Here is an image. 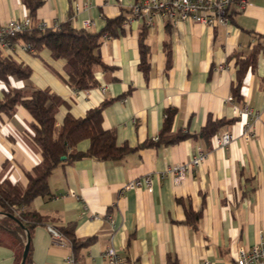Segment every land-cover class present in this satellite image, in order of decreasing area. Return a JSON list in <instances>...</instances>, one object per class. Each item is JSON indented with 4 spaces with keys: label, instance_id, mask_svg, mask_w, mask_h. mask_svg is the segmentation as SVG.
Here are the masks:
<instances>
[{
    "label": "crops",
    "instance_id": "obj_1",
    "mask_svg": "<svg viewBox=\"0 0 264 264\" xmlns=\"http://www.w3.org/2000/svg\"><path fill=\"white\" fill-rule=\"evenodd\" d=\"M40 1L31 13L24 0H0V23L30 16L48 25L70 19L72 27L80 29L89 20L83 29L98 32L106 19L122 16V30L116 37L102 38L96 54L104 67L95 71L97 85L86 90L66 82L64 59L52 57L47 48L25 51L24 42L14 40L13 48L1 55L31 72L26 79L0 80V97L8 87L49 88L64 101L55 116L57 126L67 114L83 117L110 100L102 111L103 127L116 131L118 144L135 149L119 160L83 157L53 169L50 195L34 198L28 208L44 219L29 236L25 233L28 264H71L69 256L77 264H111L104 255L108 246L116 250L119 264H224L236 259L238 247L264 240L263 54L248 68L240 88L242 102L258 115L251 121L255 133L249 140L242 136L249 118L236 117L230 100L234 54L246 55L256 35H264V0H248L244 9L231 3L227 25L215 27L192 21L172 24L161 16H155L150 27L141 18L125 22L136 0ZM141 37L148 51L147 76L140 67ZM167 110L174 111L171 130L189 137L153 143ZM209 119L232 120L217 132L233 135L227 146L217 147L200 136ZM32 122L21 104L11 116L0 115V180L25 186L26 173L39 163ZM88 146L85 139L76 148L85 151ZM197 150L206 158L183 181L160 176L170 165L189 161ZM148 173L153 174L151 191L124 189ZM187 211L199 213L197 228L187 223ZM69 225L77 240H92L75 251L65 235V246L54 245L48 228ZM14 262L13 249L0 243V264Z\"/></svg>",
    "mask_w": 264,
    "mask_h": 264
},
{
    "label": "trees",
    "instance_id": "obj_2",
    "mask_svg": "<svg viewBox=\"0 0 264 264\" xmlns=\"http://www.w3.org/2000/svg\"><path fill=\"white\" fill-rule=\"evenodd\" d=\"M24 4L34 13L41 4L40 0H24ZM123 17L106 19L104 27L98 32L72 27L70 19L59 23L58 27L40 31L36 28L17 34L13 40L21 39L24 44L32 47L33 51L47 48L52 57L66 61V82L75 90H86L97 85L95 71L104 67L96 54V49L104 37H116L122 30ZM257 42L251 46L246 55L239 52L234 54L236 73L231 87V97L234 102H242L240 88L248 68H253L260 54L264 55V35H256ZM140 67L147 76L149 70L148 51L141 37ZM30 68L22 63L3 57L0 53V80L15 76L26 79ZM0 115L11 116L15 107L23 105L31 114L32 140L38 146L41 159L27 172V184L21 186L7 179L0 180V243L6 242L15 254L14 264H19L22 257L24 236L36 224L44 221L38 213L28 209L34 198L50 195L48 177L58 165L72 163L83 157L99 160H119L128 152L135 149L127 143L118 144L114 129H105L102 125L103 108L110 102L104 101L99 106L88 110L83 117L67 114L59 126L56 125V113L63 100L52 93L49 88H33L29 91L8 87L1 92ZM174 111L167 110L163 125L159 131L156 144H171L189 137V134L171 130ZM232 120L209 119L200 130V136L205 140L214 141L218 130ZM88 140L89 146L85 151L76 148L82 140ZM143 143L142 145H146ZM152 144V143H149ZM65 156L62 160L61 157ZM187 223L197 228L198 212L187 211ZM59 230L65 235L75 251L78 247L88 244L92 238L77 240L73 234V226L62 227ZM5 235L9 240H5ZM28 254L24 264L29 262Z\"/></svg>",
    "mask_w": 264,
    "mask_h": 264
},
{
    "label": "built area",
    "instance_id": "obj_3",
    "mask_svg": "<svg viewBox=\"0 0 264 264\" xmlns=\"http://www.w3.org/2000/svg\"><path fill=\"white\" fill-rule=\"evenodd\" d=\"M235 2L240 9H244L249 5L248 0H136L131 7L130 16L125 22H131L133 18H141L144 23L150 27L153 25V18L161 16L168 19L172 24L178 21H192L209 27L217 25H227L228 10L231 3ZM91 21L83 22V28L89 27ZM58 23L48 25L46 22H34L32 17L27 16L22 19L11 18L5 23H0V53L3 50L11 49L14 46L13 38L25 31H30L34 28L43 31L47 28L58 27ZM25 51H33L28 44L22 45ZM103 91L104 88L101 87ZM232 101V97H230ZM234 102V101H232ZM233 110L236 117H247L248 121L244 124L242 136L245 140H249L254 136L253 122L258 118V115L246 102L233 103ZM233 135L229 131H223L214 137V145L217 147L227 146ZM153 140H157L154 137ZM206 158V153L202 150L192 156L185 163L170 165L165 171L160 173V176L169 175L174 183H180L185 179L187 173L197 167ZM153 174L148 173L130 180L124 185V189H133L145 187L148 191L152 190ZM112 223V220L107 217ZM51 241L54 245L65 246L67 242L64 240V235L56 228L49 227ZM111 264H119V257L116 250L112 246H108L104 253ZM71 264H77L72 256L67 259ZM203 264H208L204 262ZM224 264H264V240L250 247L240 246L236 250V259Z\"/></svg>",
    "mask_w": 264,
    "mask_h": 264
},
{
    "label": "water",
    "instance_id": "obj_4",
    "mask_svg": "<svg viewBox=\"0 0 264 264\" xmlns=\"http://www.w3.org/2000/svg\"><path fill=\"white\" fill-rule=\"evenodd\" d=\"M65 158V156H62L61 159L63 160ZM27 236H29L28 232H27ZM28 248H29V240L27 239L25 245H24V249L22 252V257H21V261L19 264H24L25 260H26V256L28 254Z\"/></svg>",
    "mask_w": 264,
    "mask_h": 264
},
{
    "label": "rangeland",
    "instance_id": "obj_5",
    "mask_svg": "<svg viewBox=\"0 0 264 264\" xmlns=\"http://www.w3.org/2000/svg\"><path fill=\"white\" fill-rule=\"evenodd\" d=\"M0 218H2V214H0Z\"/></svg>",
    "mask_w": 264,
    "mask_h": 264
}]
</instances>
